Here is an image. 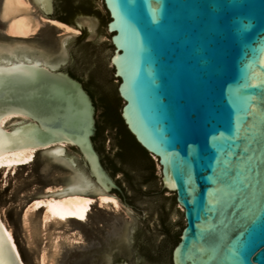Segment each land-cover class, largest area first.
Masks as SVG:
<instances>
[{"label": "water", "instance_id": "water-1", "mask_svg": "<svg viewBox=\"0 0 264 264\" xmlns=\"http://www.w3.org/2000/svg\"><path fill=\"white\" fill-rule=\"evenodd\" d=\"M61 2L37 6L47 20L64 17L78 29L77 36L41 24L61 34L48 40L53 48L63 52L70 39L67 61L44 63L47 55L28 45L0 60V116L18 121L3 123L14 132L0 130V152L70 146L79 160L64 149L51 154L116 193L137 217L139 257L131 264H264V0H102L99 31L110 41L83 44L92 30L70 24L72 15H94L95 0H73L70 12ZM26 39L0 38V47ZM110 98L156 160L159 178L148 186L126 165L130 178L111 176L94 148L97 123L103 154L118 150L105 116ZM42 153L35 172L46 185L57 167ZM0 264H10L1 235Z\"/></svg>", "mask_w": 264, "mask_h": 264}, {"label": "rangeland", "instance_id": "rangeland-1", "mask_svg": "<svg viewBox=\"0 0 264 264\" xmlns=\"http://www.w3.org/2000/svg\"><path fill=\"white\" fill-rule=\"evenodd\" d=\"M103 7L102 0H95L94 15L88 16V11L72 15L70 24L79 22L83 25V29L89 27L92 30L90 34L87 32V37L81 38V44L110 41V36L107 31H99L100 16ZM33 12L39 19L40 17L45 18L38 6H35ZM41 20L45 21L43 19ZM60 35V33H56L49 27L40 24L38 31L27 38L22 44L23 46L28 45L34 47L36 49V53L34 54L47 55L51 59L61 58L62 64L67 61V49L70 39L66 41L63 52L59 49V43V47L57 45L52 50L48 46L45 47L42 45L49 43L48 40L56 39L60 42L62 40ZM7 36L9 35L5 32L4 23L0 20V38ZM13 46L14 48L23 47L14 43L5 44L3 47L13 49ZM9 121L18 122L15 119H10ZM6 129L12 130L8 127ZM62 148L72 159L79 160L77 154L71 152L70 146L64 145ZM44 157L41 151H36L33 161L27 165L4 172L0 169V217L4 221L5 226L10 229L22 262L24 264H36L43 248L49 254L52 250L49 245L50 239L53 238L60 243L58 253L55 256V264H82L84 262L83 259L86 257H92L94 261H98L100 264H117V255L125 256L126 264H131L134 257H139L138 250L132 245V228L138 223V219L131 208L125 207L116 199V193L108 191L104 192L115 197L119 203V209L114 211L110 208L100 207L94 202L87 220L82 223L73 220L69 221L66 226L52 225L50 223L45 231H43L40 224V210L34 211L32 225L35 230L32 232L31 243L29 244L27 242L21 222L23 212L34 200L44 194L46 186L54 185L56 188L66 189L70 184L69 179H71L72 174L77 173L92 188L99 187L85 172L64 157L62 158L65 162H68V165L60 163L56 169L52 170L49 174L51 180L46 185L37 183L35 167L38 159H44ZM150 158L154 163L155 178H159L156 160L151 156ZM175 209H181L176 202ZM65 237H69L70 239L64 240ZM72 237H76L77 239H73ZM9 259L11 264H17L15 260Z\"/></svg>", "mask_w": 264, "mask_h": 264}, {"label": "bare ground", "instance_id": "bare-ground-1", "mask_svg": "<svg viewBox=\"0 0 264 264\" xmlns=\"http://www.w3.org/2000/svg\"><path fill=\"white\" fill-rule=\"evenodd\" d=\"M35 6H37V0H0V20L4 23L5 32L10 37L29 38L38 31L39 25L43 22L41 19L49 21V23L55 25L63 34L70 33L75 35L79 32L75 27L54 19L47 20L43 17H40L39 19V17H36L33 12ZM42 45L45 47L48 46L51 50L53 48L50 42ZM23 47L14 48L13 46V49L0 47V60L5 61V55L7 54L25 51L26 48ZM46 60L44 63H47ZM12 116L13 115L0 116L1 132H14V129L8 130L6 127H3V123L9 121ZM64 145L65 144H61V146L55 145L42 151L49 154L46 156L47 161L45 163H47V166L57 167L60 163L68 165L62 157L51 154V152H54V149H63L62 147H64ZM36 151H38L36 148H27L0 152V169L4 172L9 169H15L19 166L29 164L33 161ZM69 180L70 184L66 189L56 188L54 185L46 186L44 194L40 198L34 200L23 212L21 222L23 231L26 234L25 237L29 244L31 243L32 232L35 230L32 225V216L36 210H40V224L42 230L45 231L50 223L52 225L66 226L71 220L79 223L85 222L94 202L100 207L110 208L114 211L119 209V203L115 197L106 194V192H104L105 190L101 187L95 188L93 186L94 188H92L91 185H89V183L77 173L72 174L71 179ZM0 235L9 246V258L10 255H12L17 264H24L20 258L10 229L5 226L1 217ZM72 238L74 239L76 237ZM67 239L70 238H64V240ZM50 240L49 245L52 250L48 254L43 248L38 256L36 264H55V256L58 253L60 243L56 241L55 238Z\"/></svg>", "mask_w": 264, "mask_h": 264}, {"label": "trees", "instance_id": "trees-1", "mask_svg": "<svg viewBox=\"0 0 264 264\" xmlns=\"http://www.w3.org/2000/svg\"><path fill=\"white\" fill-rule=\"evenodd\" d=\"M72 2L73 0H62L61 4L65 12L71 11ZM57 19L63 22H67V19L64 17L59 16L57 17ZM90 95L92 97L91 93ZM112 103V98H110V100L107 99V110L105 116L110 126H114L117 129L118 150L112 157L103 154V146L102 144L98 143L99 137L102 134V128L97 123L95 135L91 138L94 148L100 155L102 165L107 171L110 172L111 176L117 173H122L125 177L130 178V172L127 168H125L126 165L128 167H131L134 173H137L141 176V184L143 183L144 185L148 186L149 184H152L155 179L154 163L148 153L140 147L133 136L128 132L122 122L120 114L116 112ZM116 160L118 161V163L116 162ZM129 181V186L132 187L133 190H140L141 185L135 186L133 185L132 180L129 179ZM148 193H150V190H148Z\"/></svg>", "mask_w": 264, "mask_h": 264}, {"label": "flooded vegetation", "instance_id": "flooded-vegetation-1", "mask_svg": "<svg viewBox=\"0 0 264 264\" xmlns=\"http://www.w3.org/2000/svg\"><path fill=\"white\" fill-rule=\"evenodd\" d=\"M55 18H57V17H55ZM67 23V22H66ZM70 76H72L73 78H75V79H77L71 72H67ZM78 80V79H77ZM79 81V80H78ZM82 84V83H81ZM82 86H83V84H82ZM83 88L87 91V93L90 95V93H89V91L83 86ZM90 97H91V95H90ZM91 99H92V97H91ZM92 101H93V99H92ZM94 103V102H93ZM95 106V105H94ZM151 194H156V192H151Z\"/></svg>", "mask_w": 264, "mask_h": 264}]
</instances>
